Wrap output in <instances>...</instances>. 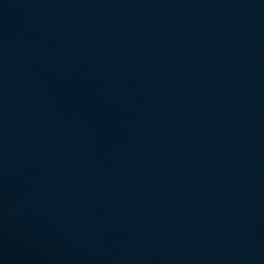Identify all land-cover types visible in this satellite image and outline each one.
Masks as SVG:
<instances>
[{
    "label": "water",
    "instance_id": "obj_1",
    "mask_svg": "<svg viewBox=\"0 0 264 264\" xmlns=\"http://www.w3.org/2000/svg\"><path fill=\"white\" fill-rule=\"evenodd\" d=\"M0 264H264V0H0Z\"/></svg>",
    "mask_w": 264,
    "mask_h": 264
}]
</instances>
